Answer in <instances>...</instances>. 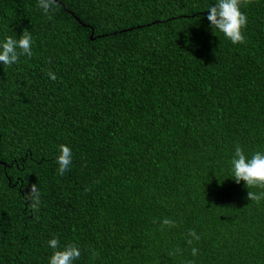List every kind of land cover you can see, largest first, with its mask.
Segmentation results:
<instances>
[{
    "label": "trees",
    "instance_id": "16d2710c",
    "mask_svg": "<svg viewBox=\"0 0 264 264\" xmlns=\"http://www.w3.org/2000/svg\"><path fill=\"white\" fill-rule=\"evenodd\" d=\"M212 2L0 0V38L33 39L0 64V264H47L53 237L80 264H264V189L227 177L264 150V0L236 45Z\"/></svg>",
    "mask_w": 264,
    "mask_h": 264
},
{
    "label": "clouds",
    "instance_id": "9594fccd",
    "mask_svg": "<svg viewBox=\"0 0 264 264\" xmlns=\"http://www.w3.org/2000/svg\"><path fill=\"white\" fill-rule=\"evenodd\" d=\"M55 0H37V6L47 14ZM207 20L211 29L217 35L222 33L233 45L242 43L245 39L243 29L248 23L247 13L242 10V0H213L206 5ZM33 39L31 33L22 31L19 35H6L0 38V64L12 66L16 64L21 56L31 57ZM55 79L54 73H49ZM72 148L67 144L59 146L56 156L57 171L63 175L72 163ZM230 175L236 183L243 181L249 189L253 186L264 189V150H257L251 155L236 146L229 160ZM30 198H37L38 192L35 187L27 194ZM250 200L259 201L264 197V192H248ZM169 221L165 220L164 223ZM192 236L199 239L195 232ZM48 247L52 249L47 258V264H80L83 258V250L78 245H72L66 250H60L59 241L53 237L47 241ZM197 249L193 248L195 255Z\"/></svg>",
    "mask_w": 264,
    "mask_h": 264
},
{
    "label": "water",
    "instance_id": "95a60500",
    "mask_svg": "<svg viewBox=\"0 0 264 264\" xmlns=\"http://www.w3.org/2000/svg\"><path fill=\"white\" fill-rule=\"evenodd\" d=\"M59 2H61V1H59Z\"/></svg>",
    "mask_w": 264,
    "mask_h": 264
}]
</instances>
